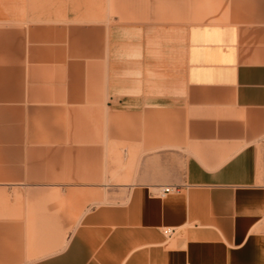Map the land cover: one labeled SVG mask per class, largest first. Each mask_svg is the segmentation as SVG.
I'll return each instance as SVG.
<instances>
[{
    "label": "crops",
    "instance_id": "obj_1",
    "mask_svg": "<svg viewBox=\"0 0 264 264\" xmlns=\"http://www.w3.org/2000/svg\"><path fill=\"white\" fill-rule=\"evenodd\" d=\"M176 4L0 0V264H264V0Z\"/></svg>",
    "mask_w": 264,
    "mask_h": 264
},
{
    "label": "rangeland",
    "instance_id": "obj_2",
    "mask_svg": "<svg viewBox=\"0 0 264 264\" xmlns=\"http://www.w3.org/2000/svg\"><path fill=\"white\" fill-rule=\"evenodd\" d=\"M189 1V0H188ZM171 4H164L163 0H154V6L153 9L150 11L151 12V17L154 19H151L150 21H144V22H139L138 24L140 26L145 25L146 27H162L163 25H170L171 29H181V36L183 39L184 35V27L185 25L188 26L190 21H191V16H190V6H187V20L179 19L181 16L179 15V8L178 5L176 4L177 0H170ZM170 15L171 20L167 21L164 20V16ZM108 24H112L108 22ZM183 43V42H182ZM116 199H109V202H113Z\"/></svg>",
    "mask_w": 264,
    "mask_h": 264
},
{
    "label": "built area",
    "instance_id": "obj_3",
    "mask_svg": "<svg viewBox=\"0 0 264 264\" xmlns=\"http://www.w3.org/2000/svg\"><path fill=\"white\" fill-rule=\"evenodd\" d=\"M177 189L175 187H161L157 191L158 196H164L168 193L175 192ZM164 233L166 235H170L172 233V229H165Z\"/></svg>",
    "mask_w": 264,
    "mask_h": 264
}]
</instances>
